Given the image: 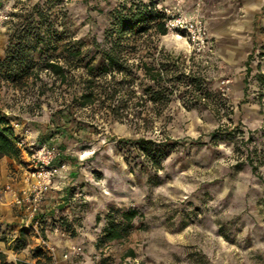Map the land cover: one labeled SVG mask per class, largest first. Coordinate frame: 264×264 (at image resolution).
<instances>
[{"label":"rangeland","instance_id":"obj_1","mask_svg":"<svg viewBox=\"0 0 264 264\" xmlns=\"http://www.w3.org/2000/svg\"><path fill=\"white\" fill-rule=\"evenodd\" d=\"M140 1L163 11L166 21L199 20L207 33L201 41L187 29L147 32L125 42L129 59L164 64L173 70L168 77L188 75L202 87L189 90L177 83L162 109L138 106L122 118L107 107H117V99L106 95L93 107L79 106L85 81L93 77L87 62L97 72L106 64L115 11ZM263 44L264 0H0V63L26 45L36 63L20 81L7 79L0 64V106L18 141L26 142L21 159L12 158L9 167L27 188L32 148L56 151L59 174L42 203L52 193L60 198L56 206L68 211L53 220L60 235L74 241L64 262L264 264V106L251 78L245 95L248 56L253 48L259 55ZM76 47L82 50L77 63ZM59 55L65 80L43 67L45 57ZM258 64L256 57L253 75ZM123 76L108 73L103 80L118 89ZM218 130L224 136L214 139ZM141 137L176 141L162 169L144 166L124 142ZM129 209L139 213L132 232L101 243L108 214L118 221ZM42 215L35 217L37 228L28 216L23 229L39 237L40 264H61Z\"/></svg>","mask_w":264,"mask_h":264},{"label":"trees","instance_id":"obj_2","mask_svg":"<svg viewBox=\"0 0 264 264\" xmlns=\"http://www.w3.org/2000/svg\"><path fill=\"white\" fill-rule=\"evenodd\" d=\"M114 18L112 28L108 31L110 47L104 51L106 64L97 72V68L91 64V61L87 62V69L93 77L85 81L84 91L78 101L79 106L93 107L106 95L107 100L114 101L117 99L118 111L117 107L113 106L114 103H112L113 105L110 103L107 107L112 109L114 114H118L119 118H122L133 114L138 106L144 107L151 104L155 110L160 109L162 103L164 104V102L169 101L170 95L174 93V88L171 86H176L177 83L183 84L189 90L201 86L196 84L194 79H191L188 75L175 73V75L170 74V77H168L169 73L173 72V70L164 64L156 67L146 60H141V63H135L129 59L125 52L129 45V43L125 42H129L132 37L144 35L151 31L159 35H166L168 33L166 15L163 11L142 1L132 3L130 6L127 3H122L120 8L115 11ZM43 41L44 37L39 35L37 42L41 43ZM28 49H30V45L18 47L8 59L1 61L2 72H4L3 75L7 79L20 81L36 65L26 53ZM255 52V48H253L246 62L247 73L245 83L247 86L245 95H248L250 81H255L257 83V90L255 91L256 100L260 105L264 106V71L262 70L264 44L261 47L259 55L256 56ZM256 57L259 58L258 72L253 75L252 63ZM61 58L62 55L57 56L56 59L45 57L43 67L54 72L61 80H65L67 73L64 64L61 63ZM73 58L76 63L82 61V50L80 48H75ZM117 72L122 73L124 76L121 80H118V89H112L111 83L103 79L108 73L114 74ZM168 80L172 82V85L168 83ZM137 87L141 88L140 94ZM108 90L111 91L109 92ZM241 132L244 131L241 130ZM212 136L214 139H220L224 135L218 130ZM250 139L251 137H249ZM124 142L126 144L131 143V148L137 152L138 157L142 158L144 166L155 170L162 169L163 161L169 157L172 148L176 145V141H170V139L158 141L147 137H141L138 140L132 141L124 140ZM21 153L22 150L18 146V138L10 124V120L3 113L0 106V158L7 156L20 160ZM249 163L253 171H257L258 166L255 164L253 158H249ZM138 214L136 209H129L123 211L121 218L117 221L113 214L109 213L108 223L104 227L99 241L106 243L125 239L134 229V220ZM20 245H26V241L20 239ZM41 252L40 249H36L34 254L39 257ZM130 255H135L134 250H130ZM6 259V254L0 250V264H7ZM104 262L102 264H105ZM25 264H40V261Z\"/></svg>","mask_w":264,"mask_h":264},{"label":"crops","instance_id":"obj_3","mask_svg":"<svg viewBox=\"0 0 264 264\" xmlns=\"http://www.w3.org/2000/svg\"><path fill=\"white\" fill-rule=\"evenodd\" d=\"M13 162L14 160L7 156L0 158V250L6 254L7 264L36 263L40 257L35 256L33 250L39 244V237L35 236V230L23 229L28 225V212L25 208L12 203L13 193L27 186L25 179H20L19 174L12 173L9 164ZM59 201L57 195L50 193L41 204L40 212H44L41 216L42 222L48 233L49 242L57 248V258L61 264H67L62 255L74 241L60 235L59 227L53 225L56 224L54 219L68 213L64 207L56 206ZM43 225L41 228H44ZM22 238L26 245H20Z\"/></svg>","mask_w":264,"mask_h":264},{"label":"built area","instance_id":"obj_4","mask_svg":"<svg viewBox=\"0 0 264 264\" xmlns=\"http://www.w3.org/2000/svg\"><path fill=\"white\" fill-rule=\"evenodd\" d=\"M166 26L169 31L187 29L201 41L204 40L207 33L203 22L189 20L184 16L169 19L166 22ZM25 143V140L21 139L18 141V146L22 148ZM32 150L33 153L30 156L31 170L28 172V180H32V182H30L29 187L15 194L13 204L25 208L28 212L29 221L32 223L31 226L37 228L38 221L35 217L40 211L45 194L51 189L55 177L59 174V168L54 166L57 158V153L54 149L43 145L32 148ZM41 243L43 247L53 250V247L44 238H41ZM73 249L75 250L76 248L74 247Z\"/></svg>","mask_w":264,"mask_h":264}]
</instances>
